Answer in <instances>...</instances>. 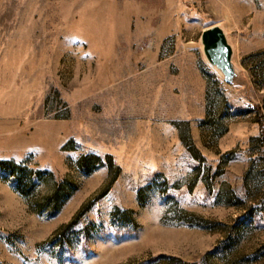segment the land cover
Returning a JSON list of instances; mask_svg holds the SVG:
<instances>
[{"label": "rangeland", "instance_id": "1", "mask_svg": "<svg viewBox=\"0 0 264 264\" xmlns=\"http://www.w3.org/2000/svg\"><path fill=\"white\" fill-rule=\"evenodd\" d=\"M0 264H264V0H0Z\"/></svg>", "mask_w": 264, "mask_h": 264}, {"label": "water", "instance_id": "2", "mask_svg": "<svg viewBox=\"0 0 264 264\" xmlns=\"http://www.w3.org/2000/svg\"><path fill=\"white\" fill-rule=\"evenodd\" d=\"M203 41L208 50L219 60L223 67L231 63V47L226 42L222 30L218 26H211L203 31Z\"/></svg>", "mask_w": 264, "mask_h": 264}, {"label": "trees", "instance_id": "3", "mask_svg": "<svg viewBox=\"0 0 264 264\" xmlns=\"http://www.w3.org/2000/svg\"><path fill=\"white\" fill-rule=\"evenodd\" d=\"M7 164L9 165V162H6V161H2V162H1V165H2V166H3V165H7ZM8 175H9V176H12V175H14V174H13V172L10 170V172H8ZM14 176H15V175H14ZM16 177H17V176H16ZM18 179H19V178H18ZM19 181H21V180H19ZM30 182H31L30 180H27V181H26V184H30ZM20 183H25V182H20ZM26 184H24V185H26ZM21 185H22V184L18 185V188L21 189V190L23 191L24 188H22ZM24 191H25V190H24ZM76 218H77V216L75 217V219H76ZM74 221H75V220H74ZM74 221H73V222H74ZM73 222H72V223H73ZM72 223H70V224H72ZM70 224H68V225H70Z\"/></svg>", "mask_w": 264, "mask_h": 264}, {"label": "bare ground", "instance_id": "4", "mask_svg": "<svg viewBox=\"0 0 264 264\" xmlns=\"http://www.w3.org/2000/svg\"><path fill=\"white\" fill-rule=\"evenodd\" d=\"M204 45H205V43H204Z\"/></svg>", "mask_w": 264, "mask_h": 264}]
</instances>
